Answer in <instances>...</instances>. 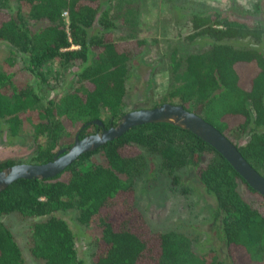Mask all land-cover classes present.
Segmentation results:
<instances>
[{"label": "trees", "instance_id": "1", "mask_svg": "<svg viewBox=\"0 0 264 264\" xmlns=\"http://www.w3.org/2000/svg\"><path fill=\"white\" fill-rule=\"evenodd\" d=\"M140 7L141 0H0V43L11 52L8 64L18 55L35 79L17 85L12 72H0V122L8 138H16L29 122L31 163L49 161L64 136L72 142L85 123H107L125 112L131 61L145 47L138 35ZM251 8L237 9L229 0L224 11H190L185 39L203 38L208 46L184 55L169 52L160 102L202 117L264 177V22L258 18L260 2ZM52 62L55 72L48 68ZM95 126L83 127L78 138ZM93 154L98 160H89ZM147 156L155 157L173 182L176 170L193 169L213 199L224 255L206 261L192 253L184 234L149 227L134 205L132 184ZM14 163L1 161L0 169ZM238 182L251 193L249 199L239 193ZM66 210L75 211L77 223L98 230L86 264H264V197L211 146L169 123L131 127L79 155L54 177L17 179L0 190V218L14 214L25 222L28 251L45 264H83L75 234L59 215ZM0 264H23L1 220Z\"/></svg>", "mask_w": 264, "mask_h": 264}, {"label": "rangeland", "instance_id": "2", "mask_svg": "<svg viewBox=\"0 0 264 264\" xmlns=\"http://www.w3.org/2000/svg\"><path fill=\"white\" fill-rule=\"evenodd\" d=\"M255 1L260 2L258 18L264 22V0H233L234 6L241 10H251ZM228 2L229 0H141L138 35L144 40L145 47L142 54L131 61L123 111L151 108L161 103L160 97L164 95L168 83L169 52L174 49L179 55H184L208 46L207 40L203 38L190 41L185 39L189 32L190 11L214 8L224 11L228 9ZM120 33L122 32L115 35ZM261 49L264 51V46ZM10 55L9 47L0 43V72H12V80L17 85L34 84L33 74L23 66L18 55L13 56L14 62L11 65L8 64L7 57ZM48 68L50 72H55L58 69L57 63H50ZM103 119L106 120L105 116ZM63 139L59 148L66 147L71 142V137L64 136ZM245 139L246 136H243L240 142ZM33 150L29 122H25L16 138H8L5 126L0 122V162L10 159L15 163H31ZM97 157V154H93L89 160H98ZM140 168L132 180L134 205L149 227L155 231L172 230L184 234L190 239L192 253L204 256L206 261L219 254L224 255L223 243L215 234L213 199L203 192L193 169L186 166L176 170V180L173 182L171 175L159 169L155 157L147 156L145 164ZM237 189L244 199L251 196L243 183L238 182ZM59 215L67 221L75 234L74 245L78 257L83 264L88 263L94 250L97 228L93 224L77 223L74 210L62 211ZM0 220L12 232L21 250L23 264H45L28 251V230L24 221L14 214L2 216Z\"/></svg>", "mask_w": 264, "mask_h": 264}, {"label": "water", "instance_id": "3", "mask_svg": "<svg viewBox=\"0 0 264 264\" xmlns=\"http://www.w3.org/2000/svg\"><path fill=\"white\" fill-rule=\"evenodd\" d=\"M165 122L187 130L211 146L245 181V183L264 197V177L259 174L232 144L214 126L181 105L163 102L151 108H140L124 112L114 126L100 132L78 138L79 131L89 125H101L98 119L85 123L75 133L68 147L59 148L49 161L44 163L20 162L0 169V190L17 179H44L61 173L79 155L93 151L106 141L116 138L131 127L145 123Z\"/></svg>", "mask_w": 264, "mask_h": 264}, {"label": "flooded vegetation", "instance_id": "4", "mask_svg": "<svg viewBox=\"0 0 264 264\" xmlns=\"http://www.w3.org/2000/svg\"><path fill=\"white\" fill-rule=\"evenodd\" d=\"M154 106H156V105H154ZM140 109V108H139ZM135 110V109H134ZM118 119H119V117L117 118V119H112V118H109V121L106 123V122H102V124L101 125H96L95 126V128H92V127H89V129L88 130H86L85 132H83V136H86V135H90V134H93V133H97V132H100L102 129H107V128H109L110 126H114L115 124H116V122L118 121ZM79 131V130H78ZM77 131V132H78ZM76 132V133H77ZM75 135V134H74ZM82 136V137H83ZM74 137V136H73ZM78 137V136H77ZM82 137H80V138H82ZM73 140V139H72ZM66 147H68V146H66ZM65 147V148H66ZM61 148H63V147H61Z\"/></svg>", "mask_w": 264, "mask_h": 264}, {"label": "built area", "instance_id": "5", "mask_svg": "<svg viewBox=\"0 0 264 264\" xmlns=\"http://www.w3.org/2000/svg\"><path fill=\"white\" fill-rule=\"evenodd\" d=\"M61 15H62V17H66V12L63 11V12L61 13Z\"/></svg>", "mask_w": 264, "mask_h": 264}]
</instances>
